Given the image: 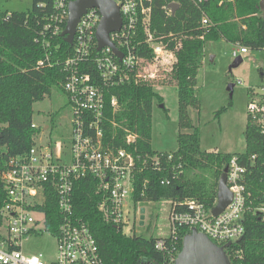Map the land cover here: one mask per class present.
I'll use <instances>...</instances> for the list:
<instances>
[{"label": "built area", "instance_id": "1", "mask_svg": "<svg viewBox=\"0 0 264 264\" xmlns=\"http://www.w3.org/2000/svg\"><path fill=\"white\" fill-rule=\"evenodd\" d=\"M72 1L75 0H51V11L43 17L39 34L34 39L44 52L38 66H57L65 74L62 88L71 112L70 142L67 147L55 142L53 146L43 148L35 140V145L28 152L6 160L1 174L5 202L0 209V264H104L94 236L75 214V182L93 178L99 198L98 210L103 220L127 236H136L134 231L140 220L139 205L142 203L135 202L134 196L138 192V197L144 198L149 184V180L143 178L137 189V177L155 172L160 175L161 186H170L183 173L184 166L173 152L134 156L126 149H113L103 141L105 91L132 80L151 84L154 74L140 73V66L150 65L153 61L158 63L166 56L170 66L175 62L172 61L175 60L174 51L157 41L149 30L150 10L142 6V1L149 0H113L119 8L122 23L118 31L110 33L109 40L122 53L121 61L109 47L97 51L95 34L101 14L96 8L86 9L80 17L71 44V55L53 60V46L65 29L68 5ZM202 1L195 0L194 3L198 6ZM140 20L145 36L143 45L151 51V60L137 54L136 48L142 46L140 42L134 43ZM200 25L208 27L206 16L202 15ZM234 47V59L248 53L245 47ZM248 95L246 120L258 131L264 143V85L257 90L252 89ZM110 104L116 108L115 97L111 98ZM32 127L37 128L34 123ZM132 141L134 138L129 136L128 142ZM255 159L256 156L245 160L233 156L228 162L226 185L232 199L218 216L212 215L214 207L207 208L194 199L157 202L168 207L169 234L155 238L154 242V250L163 255L162 264H175L180 253L179 243L184 239L180 234L183 228L189 230L188 234L196 231L206 236L223 248L225 254L228 250L226 256L232 264H245L243 251L233 246L244 235L245 215L251 212L264 223V191L260 201L251 205L247 186V178L254 172L251 168ZM261 168L264 175V162ZM49 200L55 202L57 211L55 229L47 224L49 215L45 213V207ZM43 235L53 236L56 240L54 260L42 252L29 254L23 250L31 238ZM227 244L230 245L227 247Z\"/></svg>", "mask_w": 264, "mask_h": 264}, {"label": "trees", "instance_id": "2", "mask_svg": "<svg viewBox=\"0 0 264 264\" xmlns=\"http://www.w3.org/2000/svg\"><path fill=\"white\" fill-rule=\"evenodd\" d=\"M195 0H149L142 1L149 8V30L154 38L174 51L175 62L172 78L175 81L178 104L177 149L174 156L184 169L180 178L170 186L159 184L160 175L148 172L137 177L136 186L149 180L146 196H134L141 203L159 202L164 199H194L207 208H213L219 178L233 156L243 160L256 156L254 172L247 178L251 193V205L260 201L264 191V143L258 131L246 123L244 131L245 152L225 154L217 150H200L198 128L189 115V110L198 111L196 95L197 76L202 64L205 46L225 41L248 50H264V8L260 0H203L196 6ZM179 5L172 14L168 6ZM51 11V0H31L26 12H11L0 15V209L5 202L1 174L9 157L21 156L35 145L39 134L33 128L32 106L50 95L53 87L63 93L65 74L57 66L39 67L44 58L42 48L34 42L41 29L43 17ZM202 15L208 19V27L202 28ZM23 30H25L23 32ZM145 36L138 24L135 44L140 42L137 54L151 60V51L143 45ZM53 46V60L65 59L73 47L58 36ZM132 80L128 84L105 91L103 141L113 149L123 148L134 156L153 155L151 150V117L154 101L162 103L151 84ZM65 94V93H64ZM117 100L116 108L110 104ZM221 108L217 115L224 111ZM134 141L128 142V137ZM96 182L87 177L74 184V211L94 236L104 264H162L163 255L154 250L155 238L127 236L118 228L105 222L98 210L99 198L95 193ZM138 191V190H137ZM48 227H57L55 202L46 205ZM0 217V228H1ZM189 233L181 229V237ZM244 253L245 264H264V223L256 215L247 212L244 218V235L233 245ZM182 241L179 243L181 251ZM228 250H226L227 254ZM230 264L232 260L229 258Z\"/></svg>", "mask_w": 264, "mask_h": 264}, {"label": "rangeland", "instance_id": "3", "mask_svg": "<svg viewBox=\"0 0 264 264\" xmlns=\"http://www.w3.org/2000/svg\"><path fill=\"white\" fill-rule=\"evenodd\" d=\"M31 0H0V15L26 12ZM235 47L225 41L211 43L204 48V56L197 76L196 95L199 99L197 112L189 110L190 118L198 128L201 151L217 150L225 154L245 152L246 104L249 89L257 90L264 85V50L241 55L242 62L231 67ZM172 61H175L174 59ZM166 58L144 64L138 69L144 75L154 74L151 85L162 103L154 101L151 117V150L174 152L177 149L178 104L172 66ZM171 62V61H170ZM229 85H233L231 96ZM225 110L216 114L218 110ZM32 120L39 134L36 143L43 148L60 142L66 147L70 142L71 112L65 94L57 87L50 95L32 106ZM132 205L130 201H127ZM144 209L143 225L137 222L134 234L144 238L166 237L169 234L167 206L157 202L139 205ZM164 209V210H163ZM140 219V216H139ZM26 253L42 252L50 260L55 259L56 240L53 236L34 237L23 246Z\"/></svg>", "mask_w": 264, "mask_h": 264}, {"label": "water", "instance_id": "4", "mask_svg": "<svg viewBox=\"0 0 264 264\" xmlns=\"http://www.w3.org/2000/svg\"><path fill=\"white\" fill-rule=\"evenodd\" d=\"M261 8H264V0H260ZM177 3L168 6L172 14L178 9ZM96 8L101 14V21L97 27L95 38L97 51L109 47L112 53L122 59V53L110 42L109 35L120 29L122 19L119 8L113 0H75L68 5V19L64 31L61 33L63 40L69 45L73 42L77 23L86 9ZM242 62L239 56L234 59L231 67H236ZM233 85H229L228 91L231 96ZM227 167L224 168L217 188L216 204L212 209V215L218 216L229 205L232 195L226 185ZM144 209H140V225H143ZM230 244H227V247ZM175 264H230L224 249L216 246L206 236L192 231L186 235L182 242V248L177 256Z\"/></svg>", "mask_w": 264, "mask_h": 264}, {"label": "crops", "instance_id": "5", "mask_svg": "<svg viewBox=\"0 0 264 264\" xmlns=\"http://www.w3.org/2000/svg\"><path fill=\"white\" fill-rule=\"evenodd\" d=\"M203 60V59H202ZM258 88H259V86H258ZM252 89H249V91H251Z\"/></svg>", "mask_w": 264, "mask_h": 264}]
</instances>
